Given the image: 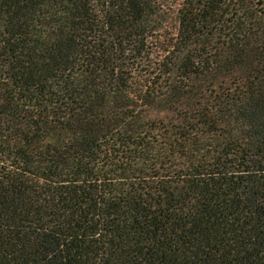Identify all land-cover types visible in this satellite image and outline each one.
I'll list each match as a JSON object with an SVG mask.
<instances>
[{"label":"trees","instance_id":"trees-1","mask_svg":"<svg viewBox=\"0 0 264 264\" xmlns=\"http://www.w3.org/2000/svg\"><path fill=\"white\" fill-rule=\"evenodd\" d=\"M0 264H264V0H0Z\"/></svg>","mask_w":264,"mask_h":264},{"label":"rangeland","instance_id":"rangeland-1","mask_svg":"<svg viewBox=\"0 0 264 264\" xmlns=\"http://www.w3.org/2000/svg\"><path fill=\"white\" fill-rule=\"evenodd\" d=\"M157 54H159V56L162 57V54L163 53L158 52ZM155 75L153 76V80L156 79V81H157L159 75H156V76ZM160 76H162V75H160ZM233 82L234 81L231 78H229V77L226 78V79L221 78L218 81L216 80L215 85H213V86L210 85V87H209V89H211V90L208 92L209 93L208 94V97L210 99H213L214 96L217 94V92H221V93L227 92L228 91V88H231ZM158 86H159V84H158ZM212 90L214 92H211ZM178 107H180V106H178ZM178 111H181L183 113L186 110H180V108H179ZM149 115L152 118H156V119H160V120H165L167 122H175V119L177 118L176 115H173L171 111H168L167 109L165 110V109H159V108L152 109L149 112Z\"/></svg>","mask_w":264,"mask_h":264}]
</instances>
